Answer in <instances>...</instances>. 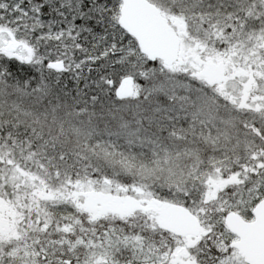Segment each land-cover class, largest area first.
Segmentation results:
<instances>
[{
    "label": "snow or ice",
    "instance_id": "obj_1",
    "mask_svg": "<svg viewBox=\"0 0 264 264\" xmlns=\"http://www.w3.org/2000/svg\"><path fill=\"white\" fill-rule=\"evenodd\" d=\"M0 264H264V0H0Z\"/></svg>",
    "mask_w": 264,
    "mask_h": 264
}]
</instances>
